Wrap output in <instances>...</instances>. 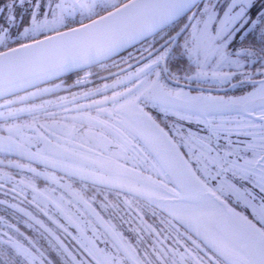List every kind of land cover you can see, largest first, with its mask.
Returning a JSON list of instances; mask_svg holds the SVG:
<instances>
[{"label":"snow or ice","instance_id":"obj_1","mask_svg":"<svg viewBox=\"0 0 264 264\" xmlns=\"http://www.w3.org/2000/svg\"><path fill=\"white\" fill-rule=\"evenodd\" d=\"M0 192V264H264V0H0Z\"/></svg>","mask_w":264,"mask_h":264},{"label":"flooded vegetation","instance_id":"obj_2","mask_svg":"<svg viewBox=\"0 0 264 264\" xmlns=\"http://www.w3.org/2000/svg\"><path fill=\"white\" fill-rule=\"evenodd\" d=\"M65 93H61V95H64ZM5 170H7V169H5ZM92 191H95V189H93ZM90 195H91V192L89 193ZM107 196H108V199L110 200V201H115L116 199H117V197H116V195H115V191H110V192H108L107 193ZM123 196H121L120 197V199L121 200H123ZM9 200V202L11 203V202H14V201H12V198H11V196H8V197H5L4 195H3V193L2 192H0V200ZM97 199L98 200H100V199H103V195H99V196H97ZM135 206V205H134ZM117 223H119V221H117ZM20 227H21V230L22 231H24V227H23V225H20ZM126 227V226H125ZM3 230H7V229H3Z\"/></svg>","mask_w":264,"mask_h":264},{"label":"trees","instance_id":"obj_3","mask_svg":"<svg viewBox=\"0 0 264 264\" xmlns=\"http://www.w3.org/2000/svg\"><path fill=\"white\" fill-rule=\"evenodd\" d=\"M9 202V200L7 199ZM0 216H4L9 222L15 223V220L11 216V210H6L4 205H0Z\"/></svg>","mask_w":264,"mask_h":264}]
</instances>
